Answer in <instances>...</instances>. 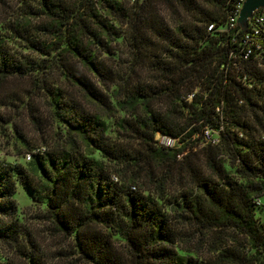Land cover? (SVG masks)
Instances as JSON below:
<instances>
[{
  "label": "trees",
  "instance_id": "1",
  "mask_svg": "<svg viewBox=\"0 0 264 264\" xmlns=\"http://www.w3.org/2000/svg\"><path fill=\"white\" fill-rule=\"evenodd\" d=\"M121 1L36 0L32 5L22 0L25 14L4 22L37 59L10 57L0 36V85L32 75L33 88L46 97L65 133L60 144L42 152L27 146L25 165L0 162V264H14V257L50 264L14 217L16 183L44 202L49 235L66 239L68 249H60L58 259L264 264V218L253 204L255 198L264 201V135L250 125L258 112L264 120L257 87L264 84V60L237 56L247 27L225 30L235 0H219L217 12L207 15L200 29L170 43L154 60V83L124 77L108 95L106 84L112 85L114 73L106 58L121 32L113 23L129 30V44L137 52L157 30L146 0ZM50 70L59 78L53 84L47 83ZM162 100L176 118L154 107ZM116 111L123 115L115 121L118 140L106 134V119ZM204 127L218 132L216 145L200 144L197 150L208 174L196 172L194 165L184 167L193 188L180 191L165 210L158 201L173 172L195 154ZM156 131L178 137L179 147L157 145ZM93 151L106 163L91 157ZM221 154L241 181L226 173ZM182 240L185 246L178 249ZM204 246L199 260L184 254Z\"/></svg>",
  "mask_w": 264,
  "mask_h": 264
},
{
  "label": "rangeland",
  "instance_id": "2",
  "mask_svg": "<svg viewBox=\"0 0 264 264\" xmlns=\"http://www.w3.org/2000/svg\"><path fill=\"white\" fill-rule=\"evenodd\" d=\"M119 1V0H118ZM121 1V0H120ZM219 0H146L148 12L157 27L156 32H149L150 42L139 52L132 49L128 40L129 30L123 26L120 29V36L112 41V53L106 58L107 66L112 68V85L106 84V93L110 95L121 86L124 77L131 83H154L158 79L157 70L154 67V60L163 57L166 48L172 41L181 40L183 32L193 29H200L203 20L218 10ZM22 0H8L7 6L0 3V36L3 38L4 48L10 57L18 60L37 59L34 53L26 48L25 42L18 37L11 36L6 30L4 22L19 15H24ZM32 5L36 0H24ZM125 5V1H121ZM130 10V8L128 9ZM264 73V66L261 68ZM47 73V72H45ZM47 83L53 84L57 78L55 70H50L46 75ZM32 75L24 77H11L0 85V162L10 165H25L27 146L50 148L60 144L65 128L53 120L48 100L33 88ZM130 83V84H131ZM263 94L264 105V84L257 86ZM112 104L114 100L112 98ZM154 107L161 112L169 113L170 117L176 118L177 114L172 111L165 101L155 103ZM121 112H114L111 118L106 119V134L111 139H116L117 133L115 121L122 117ZM250 125H254L261 135H264V120L258 112L257 116L251 118ZM118 140V139H116ZM195 147V154H190L183 165L173 172V178L166 185L163 199L158 201L165 210L171 205L170 202L180 191L185 188H193L190 178L184 174V167L195 166L196 172L207 175L208 172L203 166V157L197 151L200 143ZM134 144V143H133ZM91 157L103 161L104 158L98 151H93ZM223 168L226 173L241 181L238 172L231 167L228 159L221 154ZM159 172V169L156 170ZM12 199L16 206L14 217L21 224L30 238L35 243L38 252L50 264H82L75 255L65 259H58L57 252L66 247V239L52 237L48 233V224L44 217V202L36 199L33 193L29 192L19 183H16ZM256 216H259L256 211ZM187 233V232H184ZM196 238V234L189 237ZM184 241H179L178 249H182ZM206 246L195 252L184 254L193 256L197 260L205 255ZM182 252V251H180ZM2 251H0V258ZM14 264H28L24 259L15 258Z\"/></svg>",
  "mask_w": 264,
  "mask_h": 264
},
{
  "label": "built area",
  "instance_id": "3",
  "mask_svg": "<svg viewBox=\"0 0 264 264\" xmlns=\"http://www.w3.org/2000/svg\"><path fill=\"white\" fill-rule=\"evenodd\" d=\"M242 2L243 0H235L228 10L226 31H229L237 25L236 18ZM245 27H247V31L243 33L237 43V56L241 59H246L250 55H253V57L260 63L261 60H264V8L253 12L252 16L247 20ZM211 28L212 25H209L207 30H210ZM232 40H234V38ZM230 54L236 56L235 51L233 50ZM190 97L191 95L188 99H190ZM153 139L157 145L168 149H174L180 145L178 137H171L157 131L154 133ZM199 140L201 145H216L218 143V132L208 127H204L200 132ZM42 151H44V147L35 148L31 152L35 153ZM25 157L28 160L30 154L26 153ZM253 204L260 210L261 216L264 218V201L260 198H255Z\"/></svg>",
  "mask_w": 264,
  "mask_h": 264
},
{
  "label": "water",
  "instance_id": "4",
  "mask_svg": "<svg viewBox=\"0 0 264 264\" xmlns=\"http://www.w3.org/2000/svg\"><path fill=\"white\" fill-rule=\"evenodd\" d=\"M261 8H264V0H243L236 18V24L241 28H245L247 20L253 12Z\"/></svg>",
  "mask_w": 264,
  "mask_h": 264
}]
</instances>
